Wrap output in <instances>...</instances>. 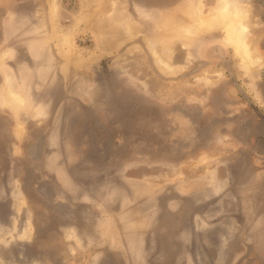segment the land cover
Wrapping results in <instances>:
<instances>
[{
	"label": "rangeland",
	"instance_id": "374dc122",
	"mask_svg": "<svg viewBox=\"0 0 264 264\" xmlns=\"http://www.w3.org/2000/svg\"><path fill=\"white\" fill-rule=\"evenodd\" d=\"M58 2L0 0V264H264V0Z\"/></svg>",
	"mask_w": 264,
	"mask_h": 264
},
{
	"label": "bare ground",
	"instance_id": "6f19581e",
	"mask_svg": "<svg viewBox=\"0 0 264 264\" xmlns=\"http://www.w3.org/2000/svg\"><path fill=\"white\" fill-rule=\"evenodd\" d=\"M58 1L59 0H50L51 3L57 5L59 3ZM223 3L224 5H228V0H223ZM233 13L234 11L231 10V12L228 11L227 15L225 16L218 14V15H214V18L215 21H217L218 19H222L230 25V27L228 28L229 30L228 40L231 44H233L237 48L246 70H249L252 67H254L256 64L261 62L263 60V56L257 52L256 48H254L250 42L247 41L246 32L248 31L247 30L248 26L246 25L242 16L239 14V12L234 13V16ZM232 16L234 19L231 21V19L229 18H231ZM164 64L166 65V68H170V70H172V67L170 65H168L167 63ZM11 96L13 97V99H16L15 100L16 103L14 102V104H18L17 101H20L21 103L23 102V100L19 99V97L16 94H11Z\"/></svg>",
	"mask_w": 264,
	"mask_h": 264
},
{
	"label": "crops",
	"instance_id": "0c3cea01",
	"mask_svg": "<svg viewBox=\"0 0 264 264\" xmlns=\"http://www.w3.org/2000/svg\"><path fill=\"white\" fill-rule=\"evenodd\" d=\"M30 57H32V58L34 57V56H33V53H30Z\"/></svg>",
	"mask_w": 264,
	"mask_h": 264
}]
</instances>
